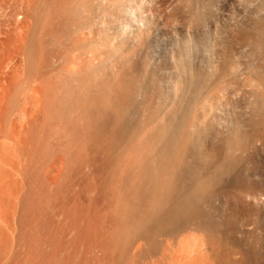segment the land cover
Returning <instances> with one entry per match:
<instances>
[{"label": "rangeland", "instance_id": "374dc122", "mask_svg": "<svg viewBox=\"0 0 264 264\" xmlns=\"http://www.w3.org/2000/svg\"><path fill=\"white\" fill-rule=\"evenodd\" d=\"M262 2L192 0L190 6L186 0H0V264H190L191 251L201 249L206 256H194V264H228L238 258L236 249L244 255L241 264H264V204L258 214L237 220L239 248L224 243L223 249L210 250V245L205 250V234L194 229L176 240L155 236L125 242L121 215L133 181L131 161L138 154L130 146L126 152L109 146V125L122 114L118 109L124 102L107 101L121 79L129 89L152 82L161 92L155 106L165 113L181 65L211 77L212 60L222 52L227 59L222 79L205 80L186 97L203 105L194 132H204L193 136L197 145L190 149L194 155L186 168L195 175L207 161L201 158L206 142H222L232 130L246 134L247 123L259 118L255 106L264 78L259 86L254 77L264 74V49L236 34L264 17ZM130 6L134 13L128 16ZM145 34L150 40L141 39ZM99 92L104 100L110 95L107 102L96 100ZM97 106L113 119L101 132L95 123ZM130 112L121 117L134 123L140 115L134 108ZM239 150L233 151L239 158L224 178L230 203L237 204L233 184L250 180L264 191V137ZM222 196L198 204L203 219H214L227 237L229 214Z\"/></svg>", "mask_w": 264, "mask_h": 264}, {"label": "bare ground", "instance_id": "6f19581e", "mask_svg": "<svg viewBox=\"0 0 264 264\" xmlns=\"http://www.w3.org/2000/svg\"><path fill=\"white\" fill-rule=\"evenodd\" d=\"M186 2L191 6L192 0H186ZM196 3L194 4V6L196 5ZM125 10L128 16H131L134 13L133 12L134 9L131 6L128 8L126 7ZM260 10L264 14V0L260 6ZM134 18L137 19L136 17ZM132 24H137V23L132 21L130 25ZM252 24H253L251 25L252 27L249 28L250 30L241 28V31L236 35H238L237 37H239L240 39L248 41L249 43L250 41H252L251 45L253 44L254 46H256L257 50H258V47L259 49L260 48L264 49V17L258 21H255V23H252ZM81 25H84V23ZM142 38L143 40L144 39L146 40V39L151 38V36L150 34H145L144 37H141V39ZM260 50L262 51V49ZM223 56L224 55L221 52V54L217 56L216 60L215 59L212 60L214 62H212L213 64L210 66L211 68L210 73L213 72L211 73V77H209L210 76L209 74L206 73L207 74L206 75L202 71L197 69L196 67H193V65L189 66L188 63L185 61V63L187 64L181 65V69L183 72L182 76L179 77L178 81L176 82V88H175L176 93L171 99L170 104L168 105V109H166L165 113H162V112L160 113L159 108L157 107L158 105L155 106L159 95H161V92L157 85L151 84L152 83L151 82V83H148V85H138V87L135 89H133L135 86L129 89L128 85H126L128 84V82L124 86V84H122L121 82L122 81L121 78H120L121 80L117 79L118 83L120 81V84L118 85H121V86H116L117 88L113 87L116 89H112V95L111 97L109 95L110 98L108 97L110 100H107V101L112 102L113 99L115 98L117 99V103L124 102L123 104H120L122 108L119 106L118 113L119 112H121L122 114L128 113L131 111V108H134V110L136 111V113L134 112V114H138V116L140 115L139 119L141 118V120L135 119L136 122L134 121L133 123L132 121H130L131 122L130 123L126 121L127 118L123 119L124 117L123 118L121 117L122 114L121 115L116 114L117 116L116 115H115L116 117L114 116L115 117L114 120L109 119V120H113L112 122L108 120L107 118L108 114L107 116H105L106 113L104 115V112L102 110L101 111L103 112V115L102 113H100V109L98 108L99 105L96 107L99 109V112L97 111L98 116H96L97 119L95 120L97 122L95 123H98L97 126L100 127V128H97L96 126L97 129L100 130L101 128H106L112 122V124L109 125L111 126V129H110L111 132L108 130L110 132L109 134L110 136L109 138L107 137L109 139L108 141L109 146L112 149H114L113 147L120 148L121 150L123 149V151L125 150V152H126V149L129 148L130 150V148L133 147L131 151L135 150L138 154L136 156L135 154L136 152H134L135 154L134 156H136V159L133 160L134 158L133 159L131 158V160H133L131 161V163L132 162L133 163H132V169H131L132 172H130V174L132 173V175H129V177L130 176L133 177V181L130 182V185L132 186L130 188L128 187L130 191L129 190L127 191V193H129V195L126 198L128 199V203L124 202V205H123L125 206V204H127L126 208L124 209L125 213L124 215H121V217L122 216L124 217V221H122L121 224L125 225L123 224V222L126 223L125 228L124 226L122 227V229L124 228V231H125V233L123 232V234H125L127 237L125 242H127V240L130 242L133 239L135 240V239H141V238L152 239L155 236L159 238V240L161 237H164V238L168 237L169 239L172 238L176 240V238L178 239L177 236L179 233H182L183 231L188 230V229H194L197 231L198 230L202 231L203 234H205V237L202 238L204 249L205 247L206 249L207 247L209 248L210 245L212 246L211 248H209L210 250L213 248L214 249L218 247L220 248L224 245V243H227L229 244V246L231 245L237 248L238 246L235 243L236 242L235 234L236 232H238L235 226L237 220L240 219L241 216L246 218L254 214H258L260 212L262 205L264 204V191L260 185L250 180H248L247 182L243 181L240 184L239 183L233 184L234 187H232V184H231V187L233 189L238 190L239 197L237 200L238 204L230 203L231 200L229 199L228 190L226 189L227 187L224 184V180L226 181L227 179H224V178H226L225 175L230 171L231 165H233L234 163H236V161H238L237 158L239 157L235 156L236 151L247 147L250 141H254V140L259 139L260 137H264V102L261 103V101H263L264 99V90H263L264 88L260 90L264 86L258 89V92L260 91V94L258 93V95L263 99L259 98L261 101H258L256 98L258 97V95L255 97L256 101L259 102V103L257 102V105L254 104V106L256 105L255 112L258 113V115L257 113L256 115L259 116V118L256 121L251 120L252 122L247 123L248 124L246 126L248 127L247 130L249 129V132L246 131L247 135L241 134L239 130L237 131L232 130L231 134H229L227 138H224L222 142L220 141V139H218L220 142L216 139L214 140L210 139L208 142H206V145H205L207 150L206 151L204 150L205 152H202L201 154V158L204 159L206 157L207 159V161L202 159L204 162H206L205 164L203 162L204 166L201 163L203 167L199 171L197 169L198 172L195 171L194 172L195 175L193 174L191 175L189 173L190 171L186 169V168H189L187 167L190 164L189 159L194 155L193 154L191 156V154L193 153L191 152L192 150L191 148H194V146L197 145V141L195 140L196 138L195 139L193 138L194 135L196 134L199 135V132L198 133L194 132V130L196 129L195 126H197L195 125V123L196 121L200 120L198 117V111L203 108V105L200 106L199 105L200 103L198 101L194 100L193 103H190L192 101L187 102L186 97H188L187 95L191 91H198L200 88H202L204 86L203 83L205 80L214 79L216 81L218 80L220 81V79H222V75H224V71L226 67L225 62L223 61L227 60L226 58H223ZM214 57L216 58V56ZM122 74L125 75L124 73ZM261 74L257 76L255 75L256 77H254L257 79L256 81L259 82L258 83L259 86H261L260 84L263 82L262 80L264 78L263 77L264 74L263 75ZM131 84L133 85V83H130L129 87L131 86ZM103 89H105V87ZM103 89L99 88L98 91L103 90ZM90 93H89V96H90ZM99 95L100 96H98L96 100H99L101 97L103 101L107 102L106 99L108 98L104 100L105 96L102 97L101 93ZM137 96H141L139 103L138 102L136 103L135 101V98L137 99ZM87 99L89 101L90 97ZM115 99L113 101L114 103H116ZM255 99H254V102H255ZM101 101L102 100H99L100 103H102ZM103 104H106V103H103ZM103 104L101 105L103 106ZM101 105L99 107L102 108ZM122 105H124V107ZM107 107L109 108V105ZM94 109H95V106H94ZM115 113H117V111ZM97 114L95 113V115ZM91 115H93V112ZM257 116H256V119H257ZM92 118H95V116ZM129 118H130V115H129ZM93 123L91 125H93ZM99 130H97L96 132H98ZM101 130L99 132H101ZM195 131H198V130H195ZM199 136H194V137L198 138ZM102 137L104 138V136ZM201 141L204 142V140H201ZM117 148L115 150H118ZM233 151H235V154H233ZM130 154L132 155V152ZM130 167L131 166H129V169ZM192 170L194 169H191V171ZM189 174L193 177L189 176ZM131 177L130 179L132 180ZM123 179H125V177H123ZM183 184H189V185L188 186L186 185V188H184V186H182ZM221 195L227 198L226 199L227 201L225 202L226 203L225 208L227 210L226 214L228 213L229 215L227 214L228 215L227 224L224 223L226 226H228L227 227L228 229L227 228L226 229L229 230L228 231L229 234H227L228 235L227 237L226 235L224 236L222 234V230H219L220 225L218 226L217 224L218 222L216 223L214 219L212 218L210 219L209 217H205L206 219H203L204 214H202L201 207L199 206L201 204H198V202L199 203L204 202L206 198L208 197H218ZM1 208H2L1 210H3L2 206ZM4 208L7 211L9 210V206L7 207V205ZM225 208H222V209H225ZM3 211L5 212V210ZM218 215H221V214H218ZM223 215L225 214L223 213ZM244 225L246 226L248 224H244ZM184 237L182 236V238L179 240L180 241L179 244L184 241L185 239ZM117 243H119V241ZM172 244L173 242H171L168 247V250L172 252L171 257H173L175 253V249H174V246H172ZM124 245H126V243ZM129 245L131 244L129 243L128 246ZM180 246L183 247L185 245L183 244ZM123 247H126V246H123ZM234 247H231V248L234 249ZM220 249H223V248H220ZM202 250L203 249L197 250V251H191L193 258L191 259L190 257L191 255H189L190 264L191 263L194 264L192 260L195 257L200 258V256H203V255L206 256L205 252H203L204 254L202 253ZM233 253L236 254V257L238 255V258L232 259L231 261L228 262V264H241L243 261H245L243 260L245 258L242 257L244 255H242L239 249H236V251L234 250Z\"/></svg>", "mask_w": 264, "mask_h": 264}]
</instances>
